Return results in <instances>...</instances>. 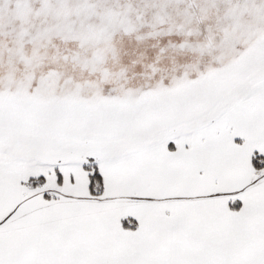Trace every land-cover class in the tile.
<instances>
[{
    "label": "snow or ice",
    "instance_id": "1",
    "mask_svg": "<svg viewBox=\"0 0 264 264\" xmlns=\"http://www.w3.org/2000/svg\"><path fill=\"white\" fill-rule=\"evenodd\" d=\"M0 264H264V0H0Z\"/></svg>",
    "mask_w": 264,
    "mask_h": 264
}]
</instances>
